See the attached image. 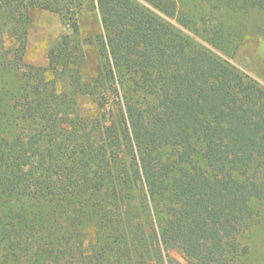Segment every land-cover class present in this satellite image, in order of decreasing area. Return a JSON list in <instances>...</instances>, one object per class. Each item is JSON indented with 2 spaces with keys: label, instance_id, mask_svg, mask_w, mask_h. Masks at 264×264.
Listing matches in <instances>:
<instances>
[{
  "label": "trees",
  "instance_id": "1",
  "mask_svg": "<svg viewBox=\"0 0 264 264\" xmlns=\"http://www.w3.org/2000/svg\"><path fill=\"white\" fill-rule=\"evenodd\" d=\"M199 1L194 14L179 0H97L102 63L86 82L70 36L48 66L24 62L31 10L65 18L71 2L0 0V264H76L88 229L99 264H180L171 251L185 264H248L240 236L264 200V87L199 41L225 49L238 33L227 13L264 0Z\"/></svg>",
  "mask_w": 264,
  "mask_h": 264
},
{
  "label": "rangeland",
  "instance_id": "2",
  "mask_svg": "<svg viewBox=\"0 0 264 264\" xmlns=\"http://www.w3.org/2000/svg\"><path fill=\"white\" fill-rule=\"evenodd\" d=\"M70 3V10L66 16L49 12L46 10L32 9L30 12V24L28 27V42L24 56V62L33 66H48V55L50 50L63 36H70L73 43H77L83 50L85 62L82 70L83 81L93 78L102 63V58L98 52V40L103 35V27L99 14L97 0H67ZM194 14L200 11L202 4L199 0H179ZM225 14V13H224ZM232 22V26L238 33L232 36V41L222 50L212 47L199 41L216 57L229 62L241 73L255 80L264 87V11H256L250 15H238L227 13ZM231 14V15H230ZM232 16V19L230 18ZM165 18V17H164ZM76 22L79 28V35L73 34L71 24ZM173 25H178L175 21L168 19ZM234 22H237L235 25ZM0 18V34L6 39L8 37L2 27ZM4 80L9 81L11 90H15L19 77L12 72L4 74ZM3 75L0 76V81ZM95 106L89 99L83 102L81 113L91 116L95 112ZM149 210L154 226L159 228L161 223L160 208L151 204L149 200ZM253 209L257 214V222L240 236L242 245L250 247L248 264H264V200H256ZM150 221V220H149ZM146 222V220H144ZM143 222V223H144ZM89 235L78 236L76 247L81 248L83 253L78 254L76 264H99L94 260L97 255L93 252L94 229L86 230ZM169 256L180 264H185L182 255L177 251L169 252ZM24 264H45V259L40 262H27ZM89 262V263H87ZM149 264H158L153 260Z\"/></svg>",
  "mask_w": 264,
  "mask_h": 264
}]
</instances>
